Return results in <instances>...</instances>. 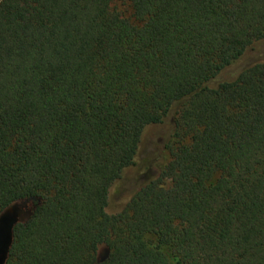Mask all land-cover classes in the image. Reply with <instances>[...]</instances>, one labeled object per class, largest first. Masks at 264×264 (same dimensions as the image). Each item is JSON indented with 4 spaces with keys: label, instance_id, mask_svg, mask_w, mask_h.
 Segmentation results:
<instances>
[{
    "label": "trees",
    "instance_id": "trees-1",
    "mask_svg": "<svg viewBox=\"0 0 264 264\" xmlns=\"http://www.w3.org/2000/svg\"><path fill=\"white\" fill-rule=\"evenodd\" d=\"M20 202L5 264H264V0H0Z\"/></svg>",
    "mask_w": 264,
    "mask_h": 264
},
{
    "label": "water",
    "instance_id": "water-1",
    "mask_svg": "<svg viewBox=\"0 0 264 264\" xmlns=\"http://www.w3.org/2000/svg\"><path fill=\"white\" fill-rule=\"evenodd\" d=\"M11 209L0 216V244L2 243V249L0 250V264H5L8 250L13 240V228L18 222L15 208Z\"/></svg>",
    "mask_w": 264,
    "mask_h": 264
},
{
    "label": "rangeland",
    "instance_id": "rangeland-1",
    "mask_svg": "<svg viewBox=\"0 0 264 264\" xmlns=\"http://www.w3.org/2000/svg\"><path fill=\"white\" fill-rule=\"evenodd\" d=\"M118 10H120L122 12V14H124L128 19L133 20V16H132V10L131 7L129 6V4L127 3H122V4H118ZM165 140V139H164ZM163 140V141H164ZM162 141V143H163ZM130 174V173H129ZM131 180V179H130ZM132 181V180H131ZM130 183V182H128ZM124 183L119 184L115 190L120 189L123 186ZM172 183H171V179L170 178H166L165 179V187L169 188L171 187ZM114 190V191H115ZM120 192H117V195L120 194ZM15 208V211L17 213V219L18 221H25L27 220L30 215L33 212V208L34 205L31 202H20L16 205H14L12 207V209ZM11 209V210H12ZM2 249V243L0 244V250Z\"/></svg>",
    "mask_w": 264,
    "mask_h": 264
}]
</instances>
